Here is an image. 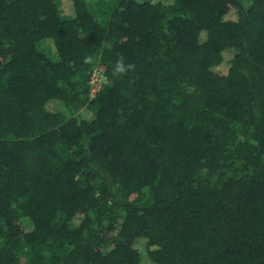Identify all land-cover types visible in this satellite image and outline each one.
<instances>
[{
    "label": "trees",
    "instance_id": "1",
    "mask_svg": "<svg viewBox=\"0 0 264 264\" xmlns=\"http://www.w3.org/2000/svg\"><path fill=\"white\" fill-rule=\"evenodd\" d=\"M0 264H264V0H0Z\"/></svg>",
    "mask_w": 264,
    "mask_h": 264
},
{
    "label": "clouds",
    "instance_id": "2",
    "mask_svg": "<svg viewBox=\"0 0 264 264\" xmlns=\"http://www.w3.org/2000/svg\"><path fill=\"white\" fill-rule=\"evenodd\" d=\"M91 60V57H87L85 59V62L88 63L90 62ZM130 68H134L133 65H128L127 68L125 67L124 63H123V57H119L118 60H117V64H116V72L118 73H124L125 71H127V69H130Z\"/></svg>",
    "mask_w": 264,
    "mask_h": 264
},
{
    "label": "rangeland",
    "instance_id": "3",
    "mask_svg": "<svg viewBox=\"0 0 264 264\" xmlns=\"http://www.w3.org/2000/svg\"><path fill=\"white\" fill-rule=\"evenodd\" d=\"M94 2V1H93ZM92 83H93V89L97 90L99 87H100V80L96 77V74L94 75L93 77V80H92ZM92 92V91H91ZM50 108H53V106H50ZM59 108V107H58ZM87 117L88 118H92L91 114L90 113H86Z\"/></svg>",
    "mask_w": 264,
    "mask_h": 264
},
{
    "label": "built area",
    "instance_id": "4",
    "mask_svg": "<svg viewBox=\"0 0 264 264\" xmlns=\"http://www.w3.org/2000/svg\"><path fill=\"white\" fill-rule=\"evenodd\" d=\"M96 91H97V90L93 89V90H92V94H94Z\"/></svg>",
    "mask_w": 264,
    "mask_h": 264
}]
</instances>
